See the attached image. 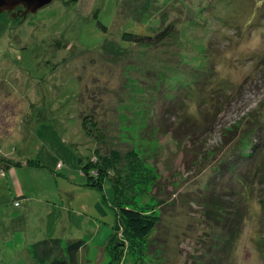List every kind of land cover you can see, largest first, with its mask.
I'll use <instances>...</instances> for the list:
<instances>
[{
  "label": "rangeland",
  "instance_id": "1",
  "mask_svg": "<svg viewBox=\"0 0 264 264\" xmlns=\"http://www.w3.org/2000/svg\"><path fill=\"white\" fill-rule=\"evenodd\" d=\"M170 24L155 46L123 41ZM96 150L138 157L118 200V175L102 193L86 186ZM262 166L264 0H54L0 14V264H40L33 245L46 239L60 240L54 256L83 240L77 264H113L116 239L130 250L121 203L160 218L142 264H264ZM245 177L248 198L230 199ZM212 199L244 203L232 241L205 216Z\"/></svg>",
  "mask_w": 264,
  "mask_h": 264
},
{
  "label": "trees",
  "instance_id": "2",
  "mask_svg": "<svg viewBox=\"0 0 264 264\" xmlns=\"http://www.w3.org/2000/svg\"><path fill=\"white\" fill-rule=\"evenodd\" d=\"M149 2V1H148ZM146 2V8L148 9V6L150 3ZM145 14V13H143ZM137 18V16H136ZM194 22L191 21V25ZM189 25V24H188ZM174 28L173 25L166 26L163 30L157 32L155 35H141L136 33H130L128 39H123V41L126 43L128 42H134V44H139L141 46H155L161 42H163L167 37H169L172 33V29ZM132 44V43H131ZM104 50L109 51L110 45L104 44ZM109 52L114 53L111 49ZM195 81V80H194ZM196 82H198L196 80ZM88 117V118H87ZM89 121V123H88ZM92 123H94L96 126V118L92 113H89V115L84 116L83 119V128L85 130V134L87 137H93L92 136V130H94L92 127ZM91 125V127H90ZM94 132V139H98L95 141L102 140L101 135H96ZM259 141L252 143V152L257 156L258 149H257V143ZM95 153L98 155L96 161H94L92 158L86 162V164L82 167V173L86 176V186L89 188H92L94 190L99 191L100 193L103 192V182L106 178H112L111 175H118L114 180L112 181V187L114 189V196L117 198H120L122 195V189L123 186H127L126 183L128 182V186H131V179L129 176L133 173L138 172L139 163L138 157L132 155V152H128L126 157L122 158L120 154L113 150L108 154H100L99 150H96ZM236 153L238 154L239 158L241 156H244L241 153V149L237 148ZM123 162H127V173L129 172V175H126V182H121V172L123 171V168L121 169V165ZM232 162V161H231ZM229 163L224 166V168H228L233 170L232 164L228 165ZM97 171V177H94L91 174L92 170ZM260 169V170H259ZM3 173V174H2ZM2 174V175H1ZM139 174V173H137ZM259 174L258 178L260 180V183H264V166L258 167L256 171V175ZM0 177L5 176L4 172L2 171L0 173ZM249 180L243 178V182L241 185V192L244 191V193H241L240 191H231L229 198H236L237 196H241V198L247 199L249 196V189L251 188L250 182L245 181ZM227 198V197H226ZM225 198V200H226ZM228 201H220L218 199H212L211 205L207 207L205 216L209 217V219H212L213 222L219 223L220 226H227V233L228 239L227 241H232V239L236 238L235 235L239 232L237 230L236 225H240L241 222H243L245 216H244V203H232L229 199ZM237 200V199H235ZM231 202V203H230ZM260 202H263L261 200ZM207 206V205H206ZM118 214L122 218V220L125 222V229H126V237L127 240H130V250L125 251V246L123 243L119 241V239H116L114 242L116 249L118 250V253H112V259L113 264H120V261L123 260L126 253L129 251H136L138 253V261L140 264L143 263V242L149 238V236L157 229L160 218L159 216L155 215V213H145L141 211L140 209L136 208L132 204H119L118 206ZM211 209V211L209 210ZM212 210L216 211L214 215H212ZM232 225V226H229ZM232 227V228H231ZM226 229V228H225ZM239 235V233H238ZM133 239V240H131ZM218 239V237H217ZM136 240V241H134ZM219 240V239H218ZM84 247V241L78 240L69 242L64 249L63 252L58 254V256H54L55 250H58L60 248V240L59 239H46L39 241L38 243H35L33 245V258L35 261L39 262L40 264H45L48 262V264H77V255L78 252L81 250V248ZM225 247V243H224ZM115 254V255H114Z\"/></svg>",
  "mask_w": 264,
  "mask_h": 264
},
{
  "label": "water",
  "instance_id": "3",
  "mask_svg": "<svg viewBox=\"0 0 264 264\" xmlns=\"http://www.w3.org/2000/svg\"><path fill=\"white\" fill-rule=\"evenodd\" d=\"M54 0H0V14L18 6H24L30 12H37L39 9L50 4Z\"/></svg>",
  "mask_w": 264,
  "mask_h": 264
}]
</instances>
